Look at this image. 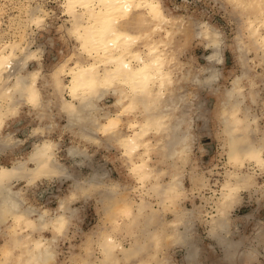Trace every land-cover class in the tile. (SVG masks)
I'll list each match as a JSON object with an SVG mask.
<instances>
[{
    "label": "bare ground",
    "instance_id": "bare-ground-1",
    "mask_svg": "<svg viewBox=\"0 0 264 264\" xmlns=\"http://www.w3.org/2000/svg\"><path fill=\"white\" fill-rule=\"evenodd\" d=\"M55 1L61 13L69 16L70 24L66 28L78 42L81 48L79 54L85 53L91 58L87 57L86 60L85 57H76L75 63L62 60L49 73L50 85L58 99L56 105L65 114L66 125L76 127L75 133L78 136L90 135L94 138L96 129L89 126H96L108 132L127 117L125 130L116 136V140L130 164V172L142 184L149 180L150 188L154 189L160 201L174 206L183 190L180 169L171 171L169 179L160 185L155 171L146 161L150 151H158L162 146L172 147L173 153L186 158L192 142L189 126L191 121L186 111L178 117L174 115L175 119L171 123V127L174 128L168 132V136L160 135L170 123L174 109L177 108V105L173 104L176 103L175 99L170 104L167 101L168 97H165V89L171 83L170 70L166 64L171 59L159 45L170 30L164 27V23L171 18L164 13L160 0ZM231 1L243 14L240 21L243 41L239 39L238 48L243 52L253 49L257 57L255 62L257 59L260 62L264 59V0ZM25 9L27 11H23L28 14L26 20L30 23L39 24L43 21L46 10L41 5L27 6ZM133 25L136 29H132ZM163 28L165 32L159 34L158 39L149 38L150 33ZM194 31L195 35L201 36L207 45L212 46L213 51L208 57L210 59L216 57L219 54L220 32L203 21L194 22ZM23 32H17L20 33V36L17 35L18 40L0 42V128L5 116L13 114L19 103L43 104L45 101L42 100L37 83L40 68L28 67L29 61H38L39 55L37 49H30L28 45L22 44L23 39L27 40ZM146 37L147 40L141 39ZM204 70L208 74L197 79L203 85H209L217 78L218 72L215 67L209 66ZM64 75L68 77V82L63 80ZM251 82L252 80L249 81ZM240 88L239 76H235L229 90L239 93ZM108 90L114 94V104L119 107L116 114H112L98 102ZM250 99L254 100V96L252 95ZM43 108L42 111L40 109L36 112L42 119L48 115L45 110L48 108ZM238 108V102L234 101L229 109L225 110L227 117L224 129L230 134L227 133L230 136L227 154L233 170L226 172L222 187L220 186L221 192L216 200L215 213L211 215L209 228V234L214 236L221 248L228 253L232 251L234 253L238 243L227 235L230 233L227 210L238 201L239 190L248 188L255 182L253 173L242 170V166L246 161H251L264 170V132L258 137H252L250 134L259 130L257 117L254 113L239 116ZM52 124V122L44 124L45 130ZM238 129L239 133L235 132ZM36 131L37 128H34L33 133ZM248 136L251 138L247 139ZM17 143L18 139L14 138L12 132L0 131V152L13 149ZM55 145L51 139L44 137L34 143L24 157L16 158L10 165H0V218L10 215L13 219L14 242L10 247L17 248L12 253L15 264H51L56 257L54 242L65 232L75 211L70 205L71 199L78 193H84L89 186L103 181L96 169L87 174L85 180L77 179L56 158ZM83 150L70 145L67 147V154L87 156ZM40 177L73 179L70 191L58 199L56 207L51 211L47 208L37 209L25 205L22 193L12 186L17 179L31 184ZM115 196L121 220L114 218L104 229L95 232L100 258L97 262L89 264H116L120 256H128V247H124L115 238L110 228L134 222L137 214L145 211V208L150 216L156 212L155 207H151L144 197L138 198L136 208H133L119 191H116ZM175 213L173 220L165 219L159 228L154 227V230L152 227L146 228V234L157 240L161 235L170 232L171 241H179L184 246V264H196L193 261V252L197 244L191 237L195 229V207H183ZM47 229L51 233L49 236L44 234ZM156 240H152L154 249L157 248ZM135 244L131 246L140 247ZM82 250L79 254L82 259L73 261V264H88L87 254L91 255L90 246H84ZM131 264L174 262L168 254L161 256L152 252L150 256L142 257Z\"/></svg>",
    "mask_w": 264,
    "mask_h": 264
},
{
    "label": "rangeland",
    "instance_id": "rangeland-1",
    "mask_svg": "<svg viewBox=\"0 0 264 264\" xmlns=\"http://www.w3.org/2000/svg\"><path fill=\"white\" fill-rule=\"evenodd\" d=\"M160 2L164 13L171 18L164 23V27L170 29L169 33L164 36V41L159 42L160 48L171 59L166 64L170 70L171 83L165 89V97H168L167 101L170 104L175 99L176 103L173 104L177 105L170 123L160 135L168 136V132L174 128L171 127L175 119L174 115L178 117L186 111L191 121L192 142L186 158L173 153L172 147L162 146L158 151H150L146 161L155 171L160 185L169 179L171 171L180 169L183 190L174 206L160 201L154 189L150 188L149 180L142 184L130 172V164L116 140V136L125 130L127 117L108 132L96 126H89L91 129H96L94 138L90 135L78 136L75 133L76 127L66 125V116L56 105L58 99L50 85L49 73L62 60L68 63L73 61V57H68V49L72 43L76 45L77 57L91 59L85 53L79 54L81 48L66 28L70 24L69 16L61 13L55 0H0V42L18 40L22 30L26 31L23 32L24 38L29 40L23 39L22 44L28 45L30 49H37L38 61H40V64L37 60L29 61L28 67L39 66L37 83L42 100H45L43 104L19 103L13 114L5 116L0 131L12 132L18 143L13 149L1 151L2 154L0 152V165H10L16 158L24 157L34 143L47 137L56 144V158L73 176L85 180L87 174L96 169L103 180L97 185L89 186L84 193H78L71 199L70 205L75 211L69 219L65 232L54 242L56 257L51 264H73V261L81 260L82 256L79 254L84 246H90L91 255L85 251L88 264L98 261L100 252L95 232L104 229L114 218L121 220L115 200L116 191H119L133 208H136V200L144 197L151 207H155L156 212L150 216L145 208V211L137 214L134 222L110 228V232L124 247H128L129 252L128 256H120L117 263L116 261L114 263L131 264L142 257L150 256L152 252L161 256L169 253L172 255L177 248L169 250V253L165 250L173 244L170 232L156 240L151 239L145 229L151 227L153 230L154 227L157 229L167 218L173 220L175 212L183 207H195V227L210 228L211 215L215 213L222 182L226 172L233 170L227 154L230 136L224 129L225 117H227L225 110L229 109L234 101L238 102L239 116L254 113L257 117L259 130L250 135L258 137L264 132V59L260 62L257 59L255 62L257 57L253 49L243 52L238 48L239 39L242 38L240 21L243 14L236 9L234 2L231 0H160ZM35 5H41L46 10L44 19L39 24L26 20L28 14L23 11H27L25 7ZM196 21L207 22L220 32L219 54L212 58L213 60L208 57L213 51L212 46L207 45L201 36L195 35ZM132 29H136L134 25ZM164 32V28L152 32L149 38L158 39L159 34ZM141 39L147 40V37ZM206 66L215 67L218 72L217 78L209 85H203L197 79L208 74L204 70ZM235 76H239L241 85L239 93L229 90ZM63 80L68 82V77L64 75ZM66 95L70 99V96ZM252 95L254 100L250 99ZM112 100L114 94L108 90L98 102L109 109L108 105ZM43 107L48 108L45 109L48 115L44 119L36 114L40 109L42 111ZM50 122L53 124L45 130L44 124ZM34 128L38 130L35 133H33ZM239 131L240 129L235 132L239 133ZM70 145L83 148L87 156L67 154V147ZM242 170L253 173L255 182L250 187L239 190L238 201L241 200L243 203L235 207L238 202L236 201L229 207L228 220L229 213H233V210L235 214L264 217V170L251 161H246ZM72 182V178L40 177L31 184L17 179L12 186L22 193L25 205L37 209L47 208L51 211L56 207L58 199L70 191ZM252 224L250 231L253 235L249 234L251 237L249 239L254 240V245H261V248H264V222L254 220ZM13 225L12 216L5 215L0 218V264L16 263L12 253L17 248L10 247L14 242ZM260 229L262 230L258 231ZM44 234L49 236L51 233L47 229ZM228 234H231V231ZM152 240L157 241L156 249L152 248ZM231 240L239 243L238 239L231 238ZM133 243L140 247L131 246Z\"/></svg>",
    "mask_w": 264,
    "mask_h": 264
},
{
    "label": "crops",
    "instance_id": "crops-1",
    "mask_svg": "<svg viewBox=\"0 0 264 264\" xmlns=\"http://www.w3.org/2000/svg\"><path fill=\"white\" fill-rule=\"evenodd\" d=\"M94 151L95 150L93 149V154ZM2 153L3 152H1V154ZM241 203L243 202L239 200L234 206L237 207ZM254 220L261 223L264 222V217H261L260 215L252 216L247 214H235L234 210L233 213H229V228L231 234L227 235L228 237L231 236L230 239L239 240L238 246L234 248V253L233 251L228 253L224 248H221L217 239L209 234V228L199 229L198 227H195L191 235L197 244V248L193 252V261L196 264H264V248H261V245H254V240L249 239V234H252V231H250L252 227L250 226L253 225L252 223ZM175 248H177V251L173 252L171 255L169 250L171 251ZM165 250L169 253L168 255L171 256L174 264L185 263L183 257L185 249L179 241L173 242L172 246Z\"/></svg>",
    "mask_w": 264,
    "mask_h": 264
},
{
    "label": "clouds",
    "instance_id": "clouds-1",
    "mask_svg": "<svg viewBox=\"0 0 264 264\" xmlns=\"http://www.w3.org/2000/svg\"><path fill=\"white\" fill-rule=\"evenodd\" d=\"M78 56V53L76 51V45L74 43H72L68 49V57H73V61L72 63H75V58ZM109 111L112 113V114H116L119 112V107L118 106H115L114 104V100L110 101L109 102Z\"/></svg>",
    "mask_w": 264,
    "mask_h": 264
}]
</instances>
